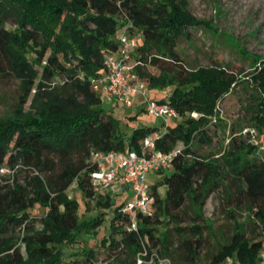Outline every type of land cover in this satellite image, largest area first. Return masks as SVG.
<instances>
[{
    "label": "trees",
    "instance_id": "trees-1",
    "mask_svg": "<svg viewBox=\"0 0 264 264\" xmlns=\"http://www.w3.org/2000/svg\"><path fill=\"white\" fill-rule=\"evenodd\" d=\"M7 19L13 27L6 26ZM125 25L139 39V76L149 88L170 87L167 96L155 100L175 109L176 124L161 130L139 126L123 134L113 114L102 107L92 80L102 75L104 55L116 50V34ZM200 25L183 0H0V74L19 80L23 89L13 112L0 118V167L12 175L0 183V233L9 225L26 230L20 238L25 253L12 237L0 240V264H60L65 245L88 225L97 228L106 212L80 218L77 199L66 191L76 181L84 197L95 196L91 151L138 148L154 131H159L155 148L169 151L179 142L182 147L162 179L150 183L155 209L139 215L137 230L125 227L123 201L113 206L110 225L120 232L119 240L134 253L143 245L156 247L175 264H225L230 255L244 262L256 260L264 228V156L250 153L236 136L226 150L218 151L219 158H205L194 148L195 141L209 142L211 137L209 120L194 118L192 112L210 114L215 101L238 81L226 68L193 72L184 64L178 44L182 37L189 38L190 27ZM251 79L264 90V66ZM253 119L264 125L263 98ZM19 172L25 183L18 181ZM226 174L232 176L235 205L253 207L261 229L248 235L237 224L230 239L209 250L202 263L198 249L208 226L202 206L213 191L226 188ZM160 182L166 186L163 197L157 191ZM98 194L109 207L110 194ZM222 209L227 211L224 204ZM171 231L181 236V251L173 248Z\"/></svg>",
    "mask_w": 264,
    "mask_h": 264
},
{
    "label": "rangeland",
    "instance_id": "rangeland-1",
    "mask_svg": "<svg viewBox=\"0 0 264 264\" xmlns=\"http://www.w3.org/2000/svg\"><path fill=\"white\" fill-rule=\"evenodd\" d=\"M183 1L189 12L197 20L202 21V25L190 27L189 38L182 37L178 44L177 51L184 64L193 72H198L201 68H226L235 72L238 77L237 83L228 93L215 101L210 114L192 112L194 118L204 116L209 120L208 133L211 137L209 142L195 141L196 152L205 158H219L218 151L226 150L230 138L236 136L238 140L242 139L247 147L246 150L249 148L250 153L264 156V150H261L253 139L251 140V136L257 140L264 132V125L253 119L257 104L262 98L264 99V90L255 87L251 79L264 66V0ZM6 26L13 27V21L7 19ZM146 69L152 74L158 73L151 66H147ZM146 84L144 94L132 96L129 105L121 103L110 105L109 102L104 101L101 90L97 92L102 107L113 114L118 130L123 134H129L133 128L139 126H156L161 130L166 125H174L179 121V117L169 118L165 123L145 110L147 100L163 98L170 91V87L149 88L147 80ZM95 85L101 88L99 81H96ZM33 92L34 90L28 96L24 110L28 109ZM22 95L23 89L19 80L0 74V118L13 112ZM181 147V142L175 145V148ZM170 168L171 166L159 168L149 173L146 177L147 182H158L162 179L163 172L169 171ZM11 178V171L0 167V183H5ZM17 178L21 183L26 182L22 172H19ZM223 180L227 184L226 188L221 185L219 191H213L202 206L204 221L208 223L203 230L204 243L198 249L202 263L206 261L209 250L230 239L237 224H240L248 235L261 229L255 221L253 207L248 203L235 205V199L231 196L234 189L232 176L226 174ZM165 187L163 182L157 184V191L161 197L164 196ZM120 189L119 185L112 184L103 191H95V196L88 199L83 196L76 181L69 185L66 191L69 196L77 199L80 218L90 217L103 210L106 212L97 228L88 225L86 229L80 231L72 243L65 245L60 264H149L147 261L137 263L138 251L134 253L128 250L119 240L120 232L110 225L113 206L130 198L128 185L124 190ZM99 192L110 194L112 203L109 207L105 208L102 205L103 197L98 194ZM223 204L227 211H223ZM38 212L41 213L42 209ZM182 224L184 225L185 222ZM35 227H39L38 222H35ZM162 227L158 225L159 230ZM25 233L24 227L9 225L3 233H0V240L12 237L18 241L17 245L25 253L24 242L20 239ZM170 238L173 248L181 251L182 247H179L181 236L171 231ZM86 248H90L91 251ZM224 263L227 264L226 259Z\"/></svg>",
    "mask_w": 264,
    "mask_h": 264
},
{
    "label": "built area",
    "instance_id": "built-area-1",
    "mask_svg": "<svg viewBox=\"0 0 264 264\" xmlns=\"http://www.w3.org/2000/svg\"><path fill=\"white\" fill-rule=\"evenodd\" d=\"M117 48L108 52L103 58V73L92 80L96 92L101 90L105 102L110 105L121 103L129 105L132 96L144 94L147 88L137 71L141 61L136 58L139 39L137 35L123 26L116 34ZM101 83V88L95 82ZM149 114L160 118L165 123L169 118H178L175 109L166 102L147 100L146 109ZM159 131L144 136L139 141L138 148L125 146L122 149L92 150L90 159L95 162L96 168L90 173V183L94 191H103L108 186L123 181L130 187V198L123 201L120 210L128 217L125 225L128 231L137 230L139 215H150L153 213L154 196L151 193L150 183L146 177L149 173L159 168L171 165V159L178 151L173 148L163 151L155 148L154 137ZM251 140L264 150V132L259 139ZM3 168V167H1ZM137 263L147 261L149 264H175L171 257L161 255L156 247L148 249L142 246L136 256ZM227 264H264V228L261 242L254 262L239 261L235 257L226 258Z\"/></svg>",
    "mask_w": 264,
    "mask_h": 264
},
{
    "label": "crops",
    "instance_id": "crops-1",
    "mask_svg": "<svg viewBox=\"0 0 264 264\" xmlns=\"http://www.w3.org/2000/svg\"><path fill=\"white\" fill-rule=\"evenodd\" d=\"M114 185H119V188H121L120 190L122 191V189L124 190V188L126 187V183H124L123 181H120V182H116L114 183ZM131 193V191H130Z\"/></svg>",
    "mask_w": 264,
    "mask_h": 264
}]
</instances>
